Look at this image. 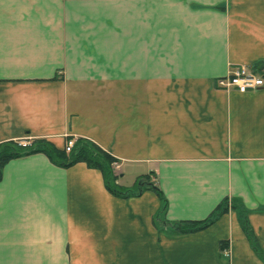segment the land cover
Here are the masks:
<instances>
[{"label":"crops","instance_id":"obj_1","mask_svg":"<svg viewBox=\"0 0 264 264\" xmlns=\"http://www.w3.org/2000/svg\"><path fill=\"white\" fill-rule=\"evenodd\" d=\"M264 0H0V143L82 139L115 160L116 185L147 176L163 222L239 201L264 252ZM151 189L111 195L100 171L36 153L0 178V264H264L236 210L170 233Z\"/></svg>","mask_w":264,"mask_h":264},{"label":"trees","instance_id":"obj_2","mask_svg":"<svg viewBox=\"0 0 264 264\" xmlns=\"http://www.w3.org/2000/svg\"><path fill=\"white\" fill-rule=\"evenodd\" d=\"M27 142L28 146L25 147L20 146L18 142L0 143V178L1 170L9 160L36 153L44 154L48 157L50 162L63 168L81 162L89 168L100 171L105 189L115 197L126 198L138 196L144 189L153 190L159 196L162 203L161 209L156 216V221L168 229L170 233L174 234L192 233L203 230L214 223L221 215L228 212V210H236L238 222L251 250L264 263V252L260 249L252 228L248 223L247 211L239 201L228 200L226 198L222 199L203 220L163 222L160 219V215L165 209L166 200L162 196L160 190L149 182L147 176L138 178L135 186L130 189L116 185V176L114 175V168L112 166L116 160L91 142L77 139L68 153H66L64 149L56 148L52 143L44 139H30Z\"/></svg>","mask_w":264,"mask_h":264},{"label":"built area","instance_id":"obj_3","mask_svg":"<svg viewBox=\"0 0 264 264\" xmlns=\"http://www.w3.org/2000/svg\"><path fill=\"white\" fill-rule=\"evenodd\" d=\"M215 87L222 90H234L238 93L255 91L264 88V74L245 66L234 67L224 77L215 81ZM23 142L27 144L26 140H21L18 144ZM74 143V139H67L64 143L65 152H70Z\"/></svg>","mask_w":264,"mask_h":264},{"label":"rangeland","instance_id":"obj_4","mask_svg":"<svg viewBox=\"0 0 264 264\" xmlns=\"http://www.w3.org/2000/svg\"><path fill=\"white\" fill-rule=\"evenodd\" d=\"M17 142H19V141H17ZM5 143V142H4ZM26 143L27 144H25L24 142L22 143V144H20V146H22L23 147V144H25L24 146H28V142L26 141ZM113 166V165H112Z\"/></svg>","mask_w":264,"mask_h":264}]
</instances>
